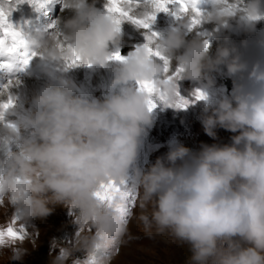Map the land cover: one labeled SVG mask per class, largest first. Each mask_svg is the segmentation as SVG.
I'll use <instances>...</instances> for the list:
<instances>
[{
    "label": "clouds",
    "instance_id": "obj_1",
    "mask_svg": "<svg viewBox=\"0 0 264 264\" xmlns=\"http://www.w3.org/2000/svg\"><path fill=\"white\" fill-rule=\"evenodd\" d=\"M209 2L205 21L218 31L188 38L185 19L162 33L156 45L171 66H182L181 80L210 82L209 74L221 65L238 78L231 96L217 100L202 119L210 137L218 127L236 133L231 145H204L194 154L178 144L167 153V164L158 159L147 171L134 167L141 137L153 122L149 97L135 84L163 78L162 64L143 47L113 67L110 87L116 91L102 102L76 95L71 80L53 76L23 116V126L32 129L29 138L20 141L17 127L0 124V144H19L0 160V195H18L20 220L43 218L52 213L50 205H66L101 233L119 235L123 223L94 193L102 183L131 179L134 190H141L142 206L154 205L151 220L143 218L146 224L186 243L189 264H264V59L249 64L226 36L210 54V40L220 39L234 20L254 33L264 19L252 17H264V0H242L244 10L235 14L225 11L224 0ZM62 4L73 16L57 19L53 31L30 32V45L43 60L60 64L58 43L65 42L82 64L108 68L110 45L121 42L113 18L99 11L95 0ZM259 44L264 49V40ZM162 88L169 101L176 99L177 81ZM12 258L22 260L23 253L14 249Z\"/></svg>",
    "mask_w": 264,
    "mask_h": 264
},
{
    "label": "rangeland",
    "instance_id": "obj_2",
    "mask_svg": "<svg viewBox=\"0 0 264 264\" xmlns=\"http://www.w3.org/2000/svg\"><path fill=\"white\" fill-rule=\"evenodd\" d=\"M56 16L58 17V13L53 17ZM127 25L125 23V26ZM48 30L50 32L54 29L49 28ZM209 31V29H201L198 32L213 34ZM135 33L129 31L125 36L121 34V42L115 46L111 53L120 51L124 45L134 48L143 45L146 41L138 38L139 35ZM193 34L198 35L196 30H193L188 33V38H191ZM225 36L228 38V45L234 46L241 54L242 59L247 62L253 60L252 56L255 54L246 44L247 37H235L237 39L232 41L229 37L232 35L225 32V29L220 39L210 40V45H224ZM153 59L162 64L158 58L153 57ZM35 62L47 65L48 71L55 68L54 74L58 77L67 79L73 74L71 69L66 70L65 66L60 67L59 64L49 63L43 60L39 54L35 58ZM110 63L119 64L118 61L112 60ZM173 68L172 71L175 69ZM99 69H96V74L93 72L87 77L80 74L84 78L80 82L81 86L76 90V95L84 99H95L101 102L110 95V91L113 90L110 84L114 77L106 74L103 67ZM111 69L113 71V67ZM209 76L210 82L208 79L202 83L180 80L178 81V89L180 95L189 100L194 99V91L200 90L207 96L208 104L214 103L215 105L208 107L203 105L205 108L196 116L187 115L185 112L181 113L175 108L164 107L162 104L158 105L152 110L153 122L151 126L146 127V131L141 137L134 167L147 171L158 159L164 160L167 164V153L178 144L189 148L194 154L198 153L204 145H231V138L236 133L218 127L215 129L216 137H210L204 131L202 119L205 115L211 114L217 100L231 96L234 83L238 82V78L229 76L226 67L223 65L211 72ZM224 78L231 79L232 85L230 87L225 85ZM37 80L42 83H49L44 77H40V79L30 77L26 80L21 79L20 85L26 81L38 82ZM135 87L138 88V85L135 84ZM39 91L40 89L27 86V88L19 89L15 96L18 101H27L31 105L32 97ZM0 98L6 99V96ZM26 107L24 106V108ZM206 108L208 109L207 112L205 111ZM24 114V109L21 107L9 109L4 114V123L12 124L14 117L19 118L22 126V129L18 130L20 141H23L26 136L29 137L30 132H32L30 127L23 126ZM12 148L14 149L11 151H18L19 144H14ZM140 196L141 190L136 189L135 203L130 208L127 223H123V231L116 236L103 234L105 237L103 241L97 235L100 231L96 225L91 221H83L80 218L79 210L71 206L50 205L53 211L46 217L36 218L32 221L19 219L14 227L19 229L21 225H24L25 238L23 241L18 240L0 246V264H89V258L93 253H95L99 264H189L191 252L186 243L177 240L169 230L161 231L154 224L151 226L146 224L143 218L148 217L149 221L151 220L154 205L148 203L142 206ZM70 212L74 214L70 215ZM16 214V205L12 203L11 196H2V201H0V229H6ZM97 243H102L105 247L97 249ZM14 249L23 253L22 260L12 258Z\"/></svg>",
    "mask_w": 264,
    "mask_h": 264
},
{
    "label": "snow or ice",
    "instance_id": "obj_3",
    "mask_svg": "<svg viewBox=\"0 0 264 264\" xmlns=\"http://www.w3.org/2000/svg\"><path fill=\"white\" fill-rule=\"evenodd\" d=\"M228 5L225 11L235 14L236 11H243L240 7L242 0H237L236 3H230L229 0H224ZM28 3L35 11H44L51 0H7V7L0 8V57H3V62H0V69H6L8 72H18L26 68L31 60L38 55L34 48L30 45V31L23 30L14 26L9 22V8H15L18 4ZM106 14L110 15L114 23L117 25V32H121V25L128 23L134 25L137 29L143 30L145 43L137 46L135 50L143 47L151 57H156L162 61V79L152 81H137L138 90L145 92L148 99L149 111L155 109L162 104L164 107H172L177 110H185L190 104L197 101H206L207 96L200 90L193 93V100H189L180 95L179 90L176 93V99L169 101L162 85L172 81H180L182 79V66L175 67L174 71L170 72V60L164 55L161 48L156 45V41L160 38L159 32L153 31L152 26L155 24L157 14L170 13L175 17L177 22L187 20L184 27L187 31L199 29L205 23V13L197 7V0H105ZM45 15L47 12L45 11ZM253 19H264V17H252ZM49 28L55 29L56 22L49 25ZM198 35L208 37L210 34L198 32ZM59 39V37H58ZM205 47H208L209 40L204 41ZM58 48L62 53V59L65 69L80 67L82 65L81 57L76 53L70 44L65 42L58 43ZM109 60L123 62L127 59L117 50L108 56ZM86 66L91 67V64ZM20 80L18 78H10L7 83L0 87V124L8 127H15L10 123H4V114L15 105L16 97L10 91L11 88L18 86ZM19 182V178H18ZM131 185V186H130ZM20 195H23L21 193ZM96 199L106 209L114 211L122 223H127V218L130 215V208L135 203V190L132 187L130 180L120 182L108 181L102 183L99 189L94 193ZM18 199L17 194L11 197L12 203L15 204ZM2 201V195H0ZM74 214L73 212L69 213ZM20 219L19 215L12 219L6 229H0V246L15 241H23L26 235L25 226L21 225L19 229L14 226ZM99 239H105L103 233H97ZM105 247L102 243H97L96 248ZM106 254V253H105ZM63 256V253H61ZM89 264H99L95 253L89 258Z\"/></svg>",
    "mask_w": 264,
    "mask_h": 264
},
{
    "label": "bare ground",
    "instance_id": "obj_4",
    "mask_svg": "<svg viewBox=\"0 0 264 264\" xmlns=\"http://www.w3.org/2000/svg\"><path fill=\"white\" fill-rule=\"evenodd\" d=\"M89 1L92 3V0H89ZM231 1L237 2V0H231ZM95 5L98 6V7H104L105 0H95ZM25 6H29V9L35 11V9L32 6H30L28 3L19 4V7L18 8L22 9V8H25ZM10 10H12V9H10ZM72 16H73V12L71 10L64 9L61 13H58V17L57 16L56 17H52V15H48V16L44 15L43 18H42V24L46 28H49V25L52 24L53 22H56L57 19L66 20L68 18H71ZM122 27L128 29L129 31L136 32L135 34L139 35V38L145 41V38H144V36L142 34L143 33V30L142 29H137L136 27H134L132 25H128L127 27L123 25ZM201 29H209L210 30L209 33H214L216 31H218V29H216L213 25H211V24H209L207 22L203 23L202 26L199 29L196 30V33L198 34V31H201ZM223 32H224V30H223ZM122 33L124 34V32H122ZM206 33H208V32H206ZM229 37L231 38L232 41H234V40L237 39L234 36H229ZM235 42L237 43V41H235ZM238 45H239V43H238ZM115 46L116 45H110V51L111 52L115 49ZM219 46H222V45L221 44H218V46H212L211 45V53L210 54L212 56L215 55L216 49ZM252 58H253V60L251 62H249V64H252L255 61L259 60L258 57L255 56V55H253ZM59 65L61 67H64L65 66L64 65V62L63 63H60ZM114 66H115V64L109 62V67L108 68H104L103 67V70L106 71V74L114 77V72L111 69ZM94 67H96V68L94 69ZM99 68H102V67L101 66H91V67H88L86 65H82L80 67L71 68L73 74H72V76H69V78H67V79L71 80L74 83L75 88L77 90L81 86V84H80L81 80L84 78V77L80 76V74H84L85 77H87V76H90L93 72L96 74L97 73L96 69H99ZM172 68H173V66H170V72L172 71ZM15 78H18L21 81V79L26 80L27 77H24V78H22V77H20V78L19 77H15ZM28 78L30 79V77H28ZM7 81H6V83H7ZM45 85H46V83H42V82H39V81L38 82H29V81H26V83H22L21 85L19 84L18 86H15V87L11 88L10 91L15 96L16 93L19 92V89L27 88V86H32L34 89H38V90L40 89L41 90ZM83 91H86V90H83ZM114 91H116V90L110 91L109 94L110 95L113 94ZM186 92L188 93V90H186ZM29 93H30V91H29ZM184 98H186V97L184 96ZM30 103H31V101H30ZM207 104L208 103H206V101L201 100V101H197V103L190 104V106L187 109H185V110H179V111L181 113H184L185 112V113H187V115L193 114L194 116H196V115L199 114V112H201L203 110V108L208 107V106H211V105H215L214 103H210L208 105ZM203 105H206V106L204 107ZM24 106H27V107L24 108ZM18 107L23 108L24 109V113H26L27 111L32 110L33 105L32 104L29 105L27 101H18L16 99L15 100V105L11 109H16ZM20 128H21V125L19 126V129ZM29 136H31V132H30ZM13 145L4 146V145L0 144L1 149H3V151L0 152V160H2L4 158V154H5L6 151H11L12 149L15 148V147L12 148Z\"/></svg>",
    "mask_w": 264,
    "mask_h": 264
}]
</instances>
